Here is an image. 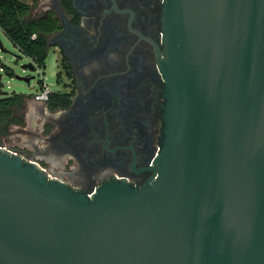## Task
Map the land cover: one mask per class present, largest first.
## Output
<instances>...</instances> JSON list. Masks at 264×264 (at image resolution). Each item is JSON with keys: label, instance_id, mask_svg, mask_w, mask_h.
Here are the masks:
<instances>
[{"label": "water", "instance_id": "95a60500", "mask_svg": "<svg viewBox=\"0 0 264 264\" xmlns=\"http://www.w3.org/2000/svg\"><path fill=\"white\" fill-rule=\"evenodd\" d=\"M162 29L149 181L86 195L0 146V264H264V0H164Z\"/></svg>", "mask_w": 264, "mask_h": 264}, {"label": "flooded vegetation", "instance_id": "af4514ba", "mask_svg": "<svg viewBox=\"0 0 264 264\" xmlns=\"http://www.w3.org/2000/svg\"><path fill=\"white\" fill-rule=\"evenodd\" d=\"M163 3L71 0L66 10L50 0L43 13L53 11L60 27L47 47L57 54L61 85L51 94L68 102L53 106L51 94L36 102L43 122L31 135L38 141L28 140L29 151L3 147L86 195L113 182L147 183L163 136Z\"/></svg>", "mask_w": 264, "mask_h": 264}, {"label": "rangeland", "instance_id": "374dc122", "mask_svg": "<svg viewBox=\"0 0 264 264\" xmlns=\"http://www.w3.org/2000/svg\"><path fill=\"white\" fill-rule=\"evenodd\" d=\"M50 0H35L32 3V16L40 15L44 9L48 7ZM0 41L3 50H0V97L3 94L21 93L25 95L22 106L18 109L16 115H20L21 122L8 125L7 129L0 135V146L10 145L19 147L24 151H29L31 145L29 139L34 142L38 141L36 137H32L31 133L39 132L43 122V116L38 112L36 101L32 95L46 86L51 91L61 88L57 82V72L59 70V62L57 54L49 49L48 55L44 60L43 66L39 67L34 64V68H23L22 64L27 63L30 58L24 55L15 47L11 41L3 34L0 29ZM4 67L9 68L13 75L9 76ZM15 76L31 77L29 82L17 79ZM40 104L43 102H39ZM18 128L25 129V132H18ZM41 144V143H40Z\"/></svg>", "mask_w": 264, "mask_h": 264}, {"label": "trees", "instance_id": "16d2710c", "mask_svg": "<svg viewBox=\"0 0 264 264\" xmlns=\"http://www.w3.org/2000/svg\"><path fill=\"white\" fill-rule=\"evenodd\" d=\"M62 8L68 10L71 0H59ZM35 0H0V29L3 34L24 55L31 58L41 67L48 55L47 36L60 27L58 18L53 11L32 16V3ZM34 35V36H33ZM4 71L12 76L13 72L4 67ZM59 72H57V77ZM53 106L58 102L66 105L68 101H61L63 95L55 92L50 95ZM24 94H3L0 97V135L8 125L21 122L20 115H16L22 106Z\"/></svg>", "mask_w": 264, "mask_h": 264}, {"label": "built area", "instance_id": "2783aa9c", "mask_svg": "<svg viewBox=\"0 0 264 264\" xmlns=\"http://www.w3.org/2000/svg\"><path fill=\"white\" fill-rule=\"evenodd\" d=\"M51 92L52 91L49 88H47L46 86L42 85L41 89L39 91H37L36 93H34L32 95V97L36 101L46 102L47 99H48V96L51 94Z\"/></svg>", "mask_w": 264, "mask_h": 264}]
</instances>
